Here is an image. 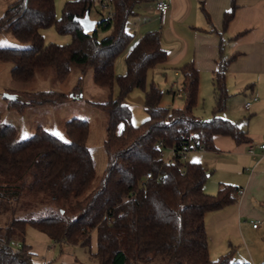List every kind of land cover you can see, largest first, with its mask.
<instances>
[{"label":"trees","instance_id":"16d2710c","mask_svg":"<svg viewBox=\"0 0 264 264\" xmlns=\"http://www.w3.org/2000/svg\"><path fill=\"white\" fill-rule=\"evenodd\" d=\"M141 1L108 0L111 19L96 21L91 32H83L73 18L89 11L92 0H66L58 17L53 0H13L2 11L0 31L8 30L15 39L29 43L25 48L0 46V61L11 64L12 80L29 81L36 70L48 65L54 68L56 78L63 80L70 67H76L80 74L90 69L93 85L106 88L108 93L104 101L96 103L106 113L102 142L105 167L93 186L94 163L86 145V119L65 120V140L41 126L18 140L13 125L0 122V264H36L26 242L28 226L54 242L72 245H88L94 232L92 255L98 264H143L150 254L166 259L168 264H237L231 262V249L213 260L209 258L204 224L206 213L238 200L237 187L220 183L215 193H205L202 186L208 173L199 162L184 159L190 149L213 150L214 135L228 136L235 144L249 143L236 121L218 116L229 95L225 74L235 54L219 56L212 71L208 119L192 112L197 102L198 73L190 61L176 68L181 105L162 104L157 84L146 83L147 72L166 60L157 30L140 35L124 55V72H113L115 57L133 38L124 28L125 21L135 14V6ZM234 8L231 0L221 17V32ZM48 26L68 34L70 41L44 43L39 29ZM97 29L107 32L98 37ZM80 79L72 87V96L79 90ZM135 88L142 90L145 113L137 125L131 122L130 107L123 102ZM20 96L26 100L7 98L8 107L21 111L56 103L67 95L58 90H38ZM178 128L192 133L194 141L182 140ZM157 141L185 152L164 161L155 146ZM38 194L60 200V209L37 218L17 217L23 203H32ZM261 207L264 246V199ZM10 241L18 244L16 251Z\"/></svg>","mask_w":264,"mask_h":264},{"label":"crops","instance_id":"0c3cea01","mask_svg":"<svg viewBox=\"0 0 264 264\" xmlns=\"http://www.w3.org/2000/svg\"><path fill=\"white\" fill-rule=\"evenodd\" d=\"M156 1L139 2L135 6V14L128 17L124 25L125 30L129 21L134 25L132 36L136 39L148 30L159 32L166 60L152 69L165 74V70L176 71L181 64L190 61L198 73V93L204 86L211 89L212 95L211 76L219 56L226 58L235 54L227 66L225 86L229 95L220 113L226 116H222L224 119L235 120L245 130L249 142L256 145L264 134V0H233V16L222 32L221 17L229 9L231 0H161L168 4L162 20L154 10ZM88 15L95 21L103 18L97 10L91 12V8ZM175 77L180 81L178 75ZM170 95L171 103L165 104L180 106L174 104ZM252 95L257 100L245 110L243 103ZM246 96L248 99L243 100ZM179 100L182 103V98ZM244 110L248 111V116L241 119ZM212 141L213 150L190 149L184 159L199 162L208 173L202 186L205 193H215L220 183L234 185L242 189V193L236 192L238 200L235 203L206 213L204 224L209 258L213 260L231 249L233 263L264 264L262 238V246L259 239L254 244L250 239L247 243L240 240L243 233L247 236L255 233L259 229L258 223L263 224L264 156L259 155L257 148L255 156H250L246 143L235 144L225 135H214ZM250 220L257 221L255 228L251 227ZM26 242L36 264H56L52 259L56 247L61 258L58 264H84L73 254L81 244L54 242L44 234L37 240L26 235ZM91 242L92 246L88 247L90 254L95 250L94 232L90 234V245ZM231 246L244 248L246 256L233 254Z\"/></svg>","mask_w":264,"mask_h":264},{"label":"rangeland","instance_id":"374dc122","mask_svg":"<svg viewBox=\"0 0 264 264\" xmlns=\"http://www.w3.org/2000/svg\"><path fill=\"white\" fill-rule=\"evenodd\" d=\"M13 0H0V15L5 6ZM66 0H53L55 16L60 14V8ZM107 5V8H102L101 3ZM108 0H92L91 12L98 11L101 17L105 18L108 10ZM92 15V14H91ZM100 20V18H99ZM130 22V21H129ZM127 23L126 31L133 35L135 32L134 25ZM107 30L97 29V36L101 37ZM44 43L65 44L70 41L68 34L57 33L52 26L39 29ZM136 36H133L128 46L119 53L114 59V74H122L124 72V55L129 49L130 44L134 42ZM0 46L25 48L29 46L26 41H19L15 39L8 30L0 31ZM119 64V68H118ZM11 64L9 62L0 61V122L5 124H11L15 128V138L24 139L31 135L36 126H41L43 129L51 132L60 140H65L63 132V123L65 120L71 117H79L87 120L89 124V131L86 140V145L90 150L94 163V175L90 186H93L100 178L103 169L105 167V155L103 151L102 142L104 139V129L106 125V113L99 108L96 103L102 102L106 99L108 90L93 85L91 81V71L86 69L83 74H80L76 67H70L69 73L63 80H58L55 75L54 68L52 66H45L34 72L33 77L26 82L14 81L10 78L9 69ZM174 70H165L163 74L160 70L152 69L147 72L146 83L153 81L157 84L162 92V104L171 101L170 91H174L179 87V80L174 75ZM165 75V77H164ZM80 77V87L75 95H71L72 87L75 85L77 78ZM154 78V79H153ZM153 79V80H152ZM38 90H58L66 94L67 96L56 103L28 106L21 111H16L8 107L7 98L3 94H12L14 98L22 101L25 99L21 93L32 92ZM14 93V94H13ZM113 95L116 94V86L112 87ZM173 102L176 105H180L181 97L172 96ZM247 98L243 97V100ZM248 99V98H247ZM249 100V99H248ZM143 93L141 89L131 90L123 99V102L130 107L131 122L134 125L139 124L144 118L145 113L142 109ZM241 102V106H242ZM212 107V95L211 89L202 86L197 95V102L192 109L195 116L208 119L211 116ZM241 119L248 116V111H243ZM218 116H224L222 113H218ZM226 117V116H224ZM235 121V120H233ZM121 124H118L116 130L119 131ZM23 210L18 212L17 217L22 218H37L48 214L50 210H59L61 201L58 199H52L48 196H42L38 194V197L33 199L32 203H23ZM259 229L255 233H243V237L240 240L244 243L250 239L253 244L259 239V244L262 246L261 234L263 231L262 222L258 223ZM27 237L37 240L43 238V234L31 227H26ZM88 245H81L78 250H74L73 254L78 261L84 264H98L97 259L90 254ZM234 250L233 254L237 253L240 257L246 256V250L244 248L236 249L235 246H231ZM256 249V247H253ZM54 250V263L58 264L61 259L58 256V248ZM93 250V249H92ZM143 264H168L166 259H162L154 254L149 255V259Z\"/></svg>","mask_w":264,"mask_h":264},{"label":"built area","instance_id":"2783aa9c","mask_svg":"<svg viewBox=\"0 0 264 264\" xmlns=\"http://www.w3.org/2000/svg\"><path fill=\"white\" fill-rule=\"evenodd\" d=\"M101 7L102 8H107V5L105 3H103V2H101ZM108 8L109 9L107 10L105 18L106 19H111L112 13H111V9H110L109 5H108ZM167 9H168V4L166 2H164V1L157 0L155 2V4H154V10L159 15L160 20L163 19V16H164V14H165ZM262 42L264 43V37L262 38ZM174 75H177L176 71L174 72ZM170 92H171L172 96L181 97L182 89H181L180 83H179V87L176 90L170 91ZM256 100H257V97L255 95H252L249 100H247V101H245L243 103V108L245 110H248L250 105H251V103L253 101H256ZM177 131L179 132V136L182 137V140L188 141V142H190V144H191V142L194 141L195 137H194V135L192 133H190V132L184 133L180 128H178ZM155 146L158 149L159 156L164 161H170L172 159V157L175 155V153L179 154L180 156H183V154L185 152L184 150L176 149L173 146H164L161 141H157L155 143ZM255 148H257L259 150V155L260 156H264V134H263L262 138L260 139V141L256 145H253L250 142L247 144V153L250 156H252V157H254L255 154H256L255 153ZM197 149L204 150L202 147H198ZM145 177L146 178L149 177V173H145ZM236 192L238 194H241L242 193V189H237ZM249 222H250L252 228H255L257 226V221L250 220ZM9 245L12 248L13 251H16L17 248H18V244L16 242L10 241ZM245 264H252V263H245Z\"/></svg>","mask_w":264,"mask_h":264},{"label":"water","instance_id":"95a60500","mask_svg":"<svg viewBox=\"0 0 264 264\" xmlns=\"http://www.w3.org/2000/svg\"><path fill=\"white\" fill-rule=\"evenodd\" d=\"M73 20L79 24L83 32H91L95 28L96 21L89 18L88 10H85L83 16L74 17ZM3 96L8 99L14 98V95L7 93L3 94Z\"/></svg>","mask_w":264,"mask_h":264}]
</instances>
